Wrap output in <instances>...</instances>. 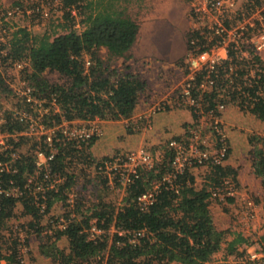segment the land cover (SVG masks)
I'll use <instances>...</instances> for the list:
<instances>
[{
	"label": "trees",
	"instance_id": "16d2710c",
	"mask_svg": "<svg viewBox=\"0 0 264 264\" xmlns=\"http://www.w3.org/2000/svg\"><path fill=\"white\" fill-rule=\"evenodd\" d=\"M120 1L48 0V6L56 3L62 11L61 30L54 35H38L26 26L0 27L8 33L0 40V63H27L25 78L34 88L37 99L46 101L44 105L48 108L39 114L42 110L31 108L22 96L15 110L0 112V132L4 134V144H0L3 164L0 170V264L1 261L23 264L20 247L26 244V239L22 243L18 232L8 230L9 220L19 216L28 218L26 224L15 226L16 230L24 229L26 238L30 233L40 235L44 230L51 231L39 251L56 264H207L220 250L227 255H243L240 246L249 244V237L239 232L227 239L226 231L216 227L210 212L212 190L226 186L228 180L236 181V169L228 164L209 166L210 172L206 175L209 182L200 187L196 186L193 173L187 170L177 174L171 186L162 181L171 171L166 150L162 160L151 170L138 167L140 174L123 187L119 206L100 198L84 207L76 198H70L69 191L75 182L71 165L90 157L87 149L95 139L86 143L66 140L59 125L63 120L129 119L146 87L145 80L138 74L112 68L99 55V50L105 48L109 59L130 58L129 51L139 26L123 5L130 0H122L123 4H119ZM42 11L38 9L37 13L40 15ZM77 17L82 25L80 31L75 28ZM251 55L239 59L233 49L228 50L227 57L215 68L219 72L215 85L202 92L200 104L204 111L217 112L218 105L232 103L264 123V62L259 56ZM229 66L233 72L222 76V69L225 67L227 71ZM45 71L57 73L63 82L47 80L43 76ZM213 75L209 73L210 77ZM202 76L197 75L195 84ZM222 88L225 92L219 94L218 89ZM193 92L199 94L196 88ZM24 113L33 119L39 117L37 121L44 128L53 130L48 142L46 135L37 138L25 134ZM50 141L55 153L48 160L49 179L42 181L43 172L35 174L36 150L48 154ZM249 142L252 173L264 188V134L251 136ZM228 154L229 148L226 159ZM94 172L101 177V188L107 190L110 186L107 175L98 173L97 169ZM53 180L56 182L51 185ZM155 183L158 184L155 199L147 210H142L137 197ZM116 185L120 183L115 182ZM58 202L64 207L61 218L51 216L54 224L48 223V218L47 226L41 224ZM60 219L63 227H60ZM92 222L101 233L89 239L87 230ZM141 230L143 234L136 235ZM61 238L66 240V249L57 246ZM258 243L264 250V233L258 237Z\"/></svg>",
	"mask_w": 264,
	"mask_h": 264
},
{
	"label": "rangeland",
	"instance_id": "374dc122",
	"mask_svg": "<svg viewBox=\"0 0 264 264\" xmlns=\"http://www.w3.org/2000/svg\"><path fill=\"white\" fill-rule=\"evenodd\" d=\"M184 1L188 6V13L192 11L193 7L201 8L203 4V0ZM249 1L250 0H229L228 2L233 3L234 8L229 12V18L237 16L238 10L240 13L244 12L247 9L246 7L248 6ZM15 2H19L20 5L14 4ZM139 3L140 0H130L127 4H123L122 0L119 2V4L126 5L129 14L133 9L136 10L135 8H137V4ZM12 8H18V14L8 16L3 21L0 20V26L9 28L26 26L38 35H54L56 32H60L61 30L60 24L63 22L62 11L59 10L56 3L48 6V0H0V16H2V14L6 11L13 10ZM38 9L44 10L43 12H46L47 15H43V12L39 15L37 13ZM206 15H208V17L206 19L203 17L201 23H206L211 19L214 23L224 20L223 17L214 13ZM191 17L193 16H190V18ZM250 17L252 18V16ZM79 20L80 17H77L75 28L78 31L82 29V25L79 23ZM192 21L193 22L190 21V27L193 26V24L194 26L196 25L193 19ZM247 21L246 17L245 23H247ZM257 26L259 25L257 24ZM189 32L190 30L186 33V37ZM4 34L8 35V33L5 32ZM186 39L188 40V37ZM2 40H4V37H2ZM99 55L110 67H117L119 70L136 73L141 79L145 80L148 91L146 96H142V98L148 101L151 100V102L150 106L145 110H141L139 106L140 109H138L137 112H134L131 118L126 119L125 123H122L121 120L120 123H113L112 125H116V127L113 126L108 131V128L102 129V131L104 130L103 135L93 141V143H98L93 149L100 151L104 149L102 159L105 157L109 158L116 153L135 152L139 149H143L150 155L151 160L155 165L156 162H160L162 160L164 153L167 150L166 144L168 140L180 138L182 136L175 133L167 138H157L153 140L150 139V137L142 138L140 133L151 127L150 116L154 113H177L178 111L184 110H188L191 113V110L188 107L175 106L173 103H169L167 109L164 111L153 112L152 110L155 105L160 104L161 102H166L178 94L181 85L185 80V55L179 61L180 65L176 67V71L174 72V74L178 73L179 77H181V83L178 90L174 94H171V96H166V93H161L159 91L162 87L164 78L166 79L168 76H173H171V70L168 71V68L164 70L158 61L157 63H153L151 66L146 63L143 58H129L126 60L121 58L115 60L109 59L105 48H101V50H99ZM26 66L28 69V65L25 62L15 61L13 63H0V75L3 79L2 83L0 82V112L4 110H15L17 103L20 102V98L25 93L26 87L30 84L28 83L27 78H25V75L27 74L25 72ZM26 71L28 72V70ZM43 76L50 81L63 82L64 80L62 78L59 79V75L54 72L45 71ZM4 87L6 91H3ZM169 89L173 92V87H170ZM38 102L40 104L38 109L42 110L39 114L48 110V108L44 105L46 101L44 102L43 100H38ZM227 107L233 109H229L227 111ZM225 110L227 111L226 113L223 111L220 114L221 126L227 136V145L229 148V154L224 164H228L236 169V181L234 182L232 180H228V191H230V194H223L221 199L211 197L209 207L216 227L220 230L226 231L227 239L232 238L234 233L239 232L244 234L245 237H249V244H243L240 246L239 251H244L243 255H227L223 250H220L207 264H247L246 257L248 254L262 253L264 256L263 247L258 243V237L264 233V188L262 187L259 178H256L252 173L251 160L253 155L251 154L252 147L249 142V138L251 136H262L264 134V123L255 118L253 115L241 110L236 104H226ZM227 113L228 117L225 121L224 117L227 116ZM39 119L40 118L38 117L34 120ZM204 120L206 121L207 126H209L208 118H205ZM147 122L148 125L146 126ZM72 123V126L74 127L86 124L83 121H76ZM185 124L187 123L184 122L182 126ZM135 126H137V128ZM186 128L184 129L183 127V132L181 134L185 133ZM212 133L213 132H211L208 127H205L204 130L202 129V135L204 134L209 140H212L214 137ZM42 134L50 136V134L46 132H43ZM92 147L93 145L87 149L91 156L94 154ZM25 148H27V146H25ZM100 160L101 159H99V161ZM94 162H92V164ZM92 164H88L87 161L83 162L81 160H77L76 163L71 165V170L75 173V182L69 191L70 198L72 200L76 198V200L80 201L81 205H84V207L92 204L93 202L95 203V201L100 198L114 204L116 207L119 206L124 195L123 187L121 185L115 186L113 184L110 185L107 190H103L101 185H99L101 177L99 178L96 172H94L96 167L95 164ZM209 170V166H201L191 171L195 177L196 186L200 187L209 182L206 178V175L210 172ZM228 198L232 199L228 200ZM256 207H259L261 210L256 211ZM63 212L64 207L62 204L59 202L56 203L54 207L51 208L48 215L44 217L45 220H43L41 224L47 226V218L48 223L54 224L50 217L53 216V219L61 218ZM27 219V217L19 216L18 218H13L8 222V230L10 229V231L14 233L18 232L22 238V243L26 239V244L20 247V257L23 264H56L52 259L43 256L39 251L40 244L45 241L47 235L51 234V231L44 230L40 235L30 233L26 238L24 229L20 228L16 230L15 226H20L24 223L26 224ZM8 234L9 233L6 232V235ZM57 246L60 249H66V240L64 238L59 239L57 241Z\"/></svg>",
	"mask_w": 264,
	"mask_h": 264
},
{
	"label": "built area",
	"instance_id": "2783aa9c",
	"mask_svg": "<svg viewBox=\"0 0 264 264\" xmlns=\"http://www.w3.org/2000/svg\"><path fill=\"white\" fill-rule=\"evenodd\" d=\"M228 1L229 0H203L201 8H192L189 14L193 16L191 18L196 25L194 26L193 24V26H191L192 28H190L188 34V48L184 56L185 80L175 97L166 102H161L152 108L153 112L164 111L167 109L169 103H173L175 106L188 107L193 115V120L187 126L184 135L180 138L169 139L166 144L170 158L171 171L164 175L162 181L171 184V186L175 176L185 170L191 172L197 167L222 165L225 162L228 148L227 136L222 129L220 119V113L225 105H218L217 112L214 109L204 111L200 104L202 92L210 90L215 85L216 76L219 74L218 69L216 70L215 68L221 65L222 60L227 57V52L230 48L239 55V59L250 58L251 53L253 54L251 56H259V53L264 50V0H250L244 12L240 13L238 10L237 16L231 18H229L228 15L234 8L233 3ZM12 9L13 10L6 11L2 14L0 20L3 21L8 16L18 14V8ZM212 13L223 17L224 20L214 23L211 19L206 23H201L203 17L204 19L208 17L206 14ZM43 15H47L46 12H43ZM250 16H252V18ZM246 17L248 20L247 23H245ZM226 22L228 23L226 24ZM257 24L259 26H257ZM0 27L2 28V26ZM4 32L5 30L0 29V40H2ZM88 64L89 62L86 61V65ZM254 67L257 68L258 65L254 63ZM222 70V76L224 77L229 76V74L233 72L232 66H229L227 71L225 67ZM252 70L255 72V69ZM253 71H251L252 75ZM211 72L214 73L213 77L209 76ZM198 74H201V76L202 74L204 75L200 77V81L195 84V79ZM193 88H196L199 94H195ZM218 90H220L219 94L225 92L224 88ZM33 91L34 88L29 84L26 87L23 97L27 103L31 104V108L40 111V109H38L40 104ZM1 116L0 114V123L2 122ZM23 116L26 117L27 121L25 134L34 135L38 138L44 135L42 134L43 132H46L51 136L53 130L44 128L42 123L34 120L32 116L27 113H24ZM205 118H208L209 126H207L204 120ZM97 121L98 119L83 121L86 124L74 127L72 126V122L63 120L59 128L66 140H81L86 143L89 139H98L103 135L102 128ZM147 125L148 122L146 126ZM135 127L137 128V126ZM205 127H208L210 131L213 132L212 134L214 137L212 140H209L204 134V136L202 135V129L204 130ZM50 136H47V142L50 140ZM3 137L4 134L0 132V144H4ZM49 146L50 150L48 154L36 150L37 159L35 174L42 171V181L49 179L48 160H50L55 153L51 141L49 142ZM104 159L95 163L97 172L107 175L110 185H115V182H118L122 187H125L135 178H138L140 174L138 167L151 170L154 166L150 155L143 149H139L135 152L116 153ZM2 168L3 164L0 162V170H2ZM55 182L56 181L53 180L50 183L52 185ZM36 188L39 189V186ZM228 188V184L221 189L215 188L212 190L213 193L211 197L221 199L223 194H230ZM157 191L158 184L155 183L150 189L137 197L138 205L142 210H147L148 206L154 201ZM59 222L60 226L63 227L62 219H60ZM123 232L124 231H122V233ZM87 233L89 239H94L101 233V230L92 222ZM142 234V230L136 233L138 236ZM246 258L247 262H249L248 264H264V256L262 253L248 254ZM20 262L23 263L21 259Z\"/></svg>",
	"mask_w": 264,
	"mask_h": 264
},
{
	"label": "crops",
	"instance_id": "0c3cea01",
	"mask_svg": "<svg viewBox=\"0 0 264 264\" xmlns=\"http://www.w3.org/2000/svg\"><path fill=\"white\" fill-rule=\"evenodd\" d=\"M137 5L136 10L133 9L130 12V15L137 20L139 26L135 42L129 51L130 59L143 58L151 66L158 61L164 70L166 68H168V71L171 70V76L174 78L169 76L166 79L164 78L162 87L159 90L161 93H166V96H171V94H174L178 90L181 83V77H179L178 73L174 74V72L176 71V67L180 65L179 61L187 52L188 44L186 38L188 36L186 37V33L192 28L190 27L192 18H190V14L188 13V6L184 0H140V3ZM259 56L264 61V50ZM170 87H173V92L169 89ZM147 89L145 87L144 91L140 94L135 112L140 108L141 110H145L150 106L151 100L148 101L142 98V96H146ZM227 108V111L233 109ZM226 110L224 107L221 112L225 111L226 113ZM150 117L151 127L146 130L147 132L140 133V136L142 138L150 137L153 140L167 138L175 133L183 136L184 134H181L183 127L185 129L193 120L192 114L188 110L178 111L177 113L159 112L152 114ZM227 117L228 113L224 117L225 121ZM120 121L98 120L97 122L102 129L108 128V131L113 126L116 127V125H112L113 123H120ZM182 122L187 124L182 126ZM122 123H125V120H122ZM97 144L95 142L92 144L94 154L91 156L89 153L91 162L89 158L83 160V157H81L83 162L87 161L91 165L95 161L92 164L94 165L99 159H102L104 149L102 151L93 149ZM259 210L261 209L256 207V211ZM1 264H5V262L1 261Z\"/></svg>",
	"mask_w": 264,
	"mask_h": 264
}]
</instances>
